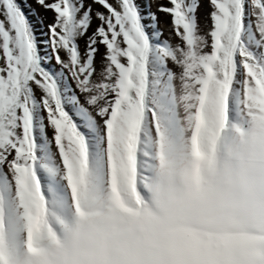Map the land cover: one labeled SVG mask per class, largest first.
Instances as JSON below:
<instances>
[{"label":"snow or ice","instance_id":"obj_1","mask_svg":"<svg viewBox=\"0 0 264 264\" xmlns=\"http://www.w3.org/2000/svg\"><path fill=\"white\" fill-rule=\"evenodd\" d=\"M33 2L0 0V264H264V0Z\"/></svg>","mask_w":264,"mask_h":264},{"label":"rangeland","instance_id":"obj_2","mask_svg":"<svg viewBox=\"0 0 264 264\" xmlns=\"http://www.w3.org/2000/svg\"><path fill=\"white\" fill-rule=\"evenodd\" d=\"M19 2L21 3V7H23V0H19ZM28 3L32 5L33 8L36 9V12L40 15L45 16V23L47 22V17L50 16L49 13H44L34 2L33 0H28ZM25 13L27 14L28 10L25 8ZM29 20L33 22V26L35 27V18L33 16H29Z\"/></svg>","mask_w":264,"mask_h":264}]
</instances>
